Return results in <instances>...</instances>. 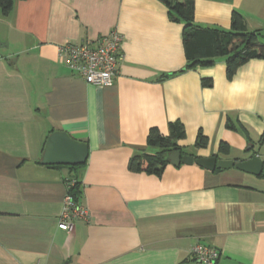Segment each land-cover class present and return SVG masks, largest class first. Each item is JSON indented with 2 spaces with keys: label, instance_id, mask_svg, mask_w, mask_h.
Returning a JSON list of instances; mask_svg holds the SVG:
<instances>
[{
  "label": "crops",
  "instance_id": "1",
  "mask_svg": "<svg viewBox=\"0 0 264 264\" xmlns=\"http://www.w3.org/2000/svg\"><path fill=\"white\" fill-rule=\"evenodd\" d=\"M193 3L201 26L226 30L236 11L264 31V0ZM182 28L160 0H15L0 10V264H197V243L218 250L217 264H264V169L129 168L150 150L149 129L168 136L174 121L185 127L182 155L264 161V60L231 78L226 57L187 68ZM112 29L123 36L119 72L112 85L88 84L59 46L96 44ZM54 131L87 144L84 164L41 163ZM70 178L89 213L71 233L58 227Z\"/></svg>",
  "mask_w": 264,
  "mask_h": 264
},
{
  "label": "trees",
  "instance_id": "2",
  "mask_svg": "<svg viewBox=\"0 0 264 264\" xmlns=\"http://www.w3.org/2000/svg\"><path fill=\"white\" fill-rule=\"evenodd\" d=\"M160 1L167 7L170 18L183 25L182 43L187 59V68L210 66L214 64L215 58L226 57V72L227 76L231 78L238 68L249 61L264 60V41L261 40L264 38V31L249 30L244 17L239 12L232 13L230 28L224 30L197 24L194 19L193 0ZM14 2L15 0H0V10L3 15L10 14ZM212 84L211 78L202 79L204 87H210ZM185 136V127L180 121L170 123L168 136H164L157 127H151L147 135V144L150 150L133 156L129 161L130 170L161 175L169 163L168 154L171 151L180 150L184 154L177 142ZM207 141L208 138L199 132L196 146H205ZM77 167L71 166L72 169ZM70 180L75 181V185L70 188V191L80 202L82 193L80 181L70 178L67 184Z\"/></svg>",
  "mask_w": 264,
  "mask_h": 264
},
{
  "label": "built area",
  "instance_id": "3",
  "mask_svg": "<svg viewBox=\"0 0 264 264\" xmlns=\"http://www.w3.org/2000/svg\"><path fill=\"white\" fill-rule=\"evenodd\" d=\"M122 42L123 36L116 29H112L103 35L96 44L91 41L64 43L59 46V56L86 83L109 86L114 83L124 57L121 49ZM74 185L75 181L73 180L67 184L64 206L58 223L59 228L70 233L74 230L75 220H88L89 217L86 207L78 202L70 191ZM191 254L197 264H217L219 258V252L214 246L201 243H197L191 248Z\"/></svg>",
  "mask_w": 264,
  "mask_h": 264
},
{
  "label": "water",
  "instance_id": "4",
  "mask_svg": "<svg viewBox=\"0 0 264 264\" xmlns=\"http://www.w3.org/2000/svg\"><path fill=\"white\" fill-rule=\"evenodd\" d=\"M87 157L88 146L86 143L71 138L64 131H54L46 140L41 163L45 165H82L86 162ZM168 161L176 166L181 163H195L211 171L216 168L229 169L236 167L254 175H260L264 169V161L257 153L252 154L247 159L234 161L232 159H218L216 156L194 157L188 154L182 155L180 150H173L168 154Z\"/></svg>",
  "mask_w": 264,
  "mask_h": 264
},
{
  "label": "rangeland",
  "instance_id": "5",
  "mask_svg": "<svg viewBox=\"0 0 264 264\" xmlns=\"http://www.w3.org/2000/svg\"><path fill=\"white\" fill-rule=\"evenodd\" d=\"M262 38H263V37H262ZM261 40L264 41V38L261 39ZM249 146H250V145H248L247 148H248ZM257 147H258V145H256V148H255L256 150H257ZM188 151H190V149H189Z\"/></svg>",
  "mask_w": 264,
  "mask_h": 264
}]
</instances>
